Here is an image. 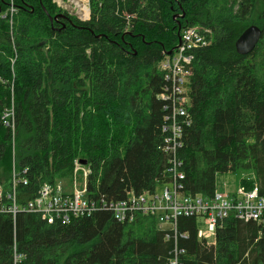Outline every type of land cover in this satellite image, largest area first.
I'll return each mask as SVG.
<instances>
[{
  "label": "trees",
  "instance_id": "16d2710c",
  "mask_svg": "<svg viewBox=\"0 0 264 264\" xmlns=\"http://www.w3.org/2000/svg\"><path fill=\"white\" fill-rule=\"evenodd\" d=\"M89 2L90 18L80 21L52 0H15L10 29L1 18L8 1L0 0L4 194L13 160L30 179L17 189L18 204L34 198L40 184L68 183L75 162L90 170L88 187L106 201L166 182L158 63L175 48L179 26H200L213 42L194 53L191 125L177 152L184 193L211 198L216 175L230 172L264 195V0ZM250 26L261 38L242 56L235 42ZM12 104L14 145L1 125ZM197 229L196 217L179 218L178 231L187 235L178 242L182 264H264L263 227L231 214L214 246ZM173 246L152 217L119 223L99 209L64 225L0 214V264H167Z\"/></svg>",
  "mask_w": 264,
  "mask_h": 264
},
{
  "label": "built area",
  "instance_id": "2783aa9c",
  "mask_svg": "<svg viewBox=\"0 0 264 264\" xmlns=\"http://www.w3.org/2000/svg\"><path fill=\"white\" fill-rule=\"evenodd\" d=\"M8 5L1 14L12 28L17 14L15 0H7ZM62 11L69 10L80 20L90 18L89 0H52ZM76 2L78 4H76ZM85 10H84V9ZM11 31V30H10ZM178 40L171 54L163 53L158 63L162 74L163 87L158 96L162 102L163 135L162 152L168 156L166 169L167 181L152 191L136 194L132 189L121 200L106 201L88 187L90 170L86 169L77 177L78 162L69 184L63 182L40 184L34 198L17 203V189L29 185L27 168L18 170L14 160L11 165L10 191L4 194L0 185V214L10 215L14 220L18 213L36 214L48 224H69L73 220L90 217L97 210H109L119 223H132L139 217H152L157 220L158 228L164 232L165 241H173L167 264H182L183 250L178 248L179 238L186 239V233H179L178 220L181 217L198 219L197 237L207 246L215 245L217 228L224 219L233 215L243 222H253L264 228V195L259 192L257 184L252 188L237 184L235 189L220 193L215 190L211 198L184 193V174L180 171L181 162L177 152L183 146L184 130L191 125V99L189 96L190 79L193 75L194 53L212 44L210 29L200 26L188 27L179 33ZM264 40V34H263ZM1 125L9 128L14 145L15 124L13 104L7 108ZM165 176V175H164ZM15 257V261H16Z\"/></svg>",
  "mask_w": 264,
  "mask_h": 264
},
{
  "label": "water",
  "instance_id": "95a60500",
  "mask_svg": "<svg viewBox=\"0 0 264 264\" xmlns=\"http://www.w3.org/2000/svg\"><path fill=\"white\" fill-rule=\"evenodd\" d=\"M63 16V15H62ZM177 16L174 17L175 20ZM56 19V17H54ZM52 21V19H50ZM180 33V26L178 27V40ZM261 38V32L256 26H250L247 29H245L242 34L237 38L235 42V50L239 55L245 56L248 55L253 51L257 43L259 42ZM173 50L165 53V54H171ZM81 164H84L85 161H80Z\"/></svg>",
  "mask_w": 264,
  "mask_h": 264
},
{
  "label": "rangeland",
  "instance_id": "374dc122",
  "mask_svg": "<svg viewBox=\"0 0 264 264\" xmlns=\"http://www.w3.org/2000/svg\"><path fill=\"white\" fill-rule=\"evenodd\" d=\"M88 4H89V12H90V2H88ZM69 14L72 15L73 17L77 18L72 13V10H69ZM77 168H78L77 169V177L80 178V176L83 174V171L86 170V169L84 167H82L80 164H78ZM238 180H239V175H237V174H233V173H230V172L229 173H224V174H218V175H216V178H215L216 190L218 192H220V193H225V192L231 191V190L235 189V187H236V185L238 183ZM69 182L68 183H64L63 182V183L64 184H69Z\"/></svg>",
  "mask_w": 264,
  "mask_h": 264
},
{
  "label": "bare ground",
  "instance_id": "6f19581e",
  "mask_svg": "<svg viewBox=\"0 0 264 264\" xmlns=\"http://www.w3.org/2000/svg\"><path fill=\"white\" fill-rule=\"evenodd\" d=\"M74 2H75V0H73ZM76 4H78L77 2H76ZM84 9V8H83ZM85 10V9H84Z\"/></svg>",
  "mask_w": 264,
  "mask_h": 264
}]
</instances>
